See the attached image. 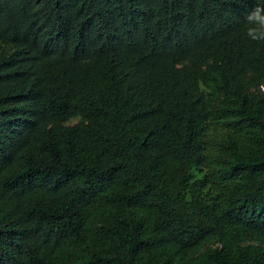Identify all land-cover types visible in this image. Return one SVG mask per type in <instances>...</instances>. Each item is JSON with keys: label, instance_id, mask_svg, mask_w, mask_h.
<instances>
[{"label": "trees", "instance_id": "1", "mask_svg": "<svg viewBox=\"0 0 264 264\" xmlns=\"http://www.w3.org/2000/svg\"><path fill=\"white\" fill-rule=\"evenodd\" d=\"M255 3L0 0V264H264Z\"/></svg>", "mask_w": 264, "mask_h": 264}, {"label": "clouds", "instance_id": "2", "mask_svg": "<svg viewBox=\"0 0 264 264\" xmlns=\"http://www.w3.org/2000/svg\"><path fill=\"white\" fill-rule=\"evenodd\" d=\"M248 4L249 0H235ZM244 35L251 41L264 43V3H255L244 15Z\"/></svg>", "mask_w": 264, "mask_h": 264}, {"label": "rangeland", "instance_id": "3", "mask_svg": "<svg viewBox=\"0 0 264 264\" xmlns=\"http://www.w3.org/2000/svg\"><path fill=\"white\" fill-rule=\"evenodd\" d=\"M73 121H76V120H73Z\"/></svg>", "mask_w": 264, "mask_h": 264}]
</instances>
